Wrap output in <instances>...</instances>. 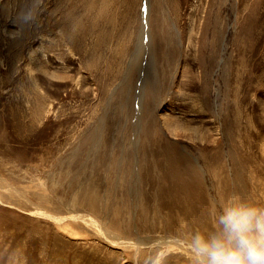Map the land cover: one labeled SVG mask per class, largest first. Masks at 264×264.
Returning <instances> with one entry per match:
<instances>
[{
    "label": "rangeland",
    "instance_id": "374dc122",
    "mask_svg": "<svg viewBox=\"0 0 264 264\" xmlns=\"http://www.w3.org/2000/svg\"><path fill=\"white\" fill-rule=\"evenodd\" d=\"M71 1L0 0V264H187L214 205L264 206V0Z\"/></svg>",
    "mask_w": 264,
    "mask_h": 264
},
{
    "label": "clouds",
    "instance_id": "9594fccd",
    "mask_svg": "<svg viewBox=\"0 0 264 264\" xmlns=\"http://www.w3.org/2000/svg\"><path fill=\"white\" fill-rule=\"evenodd\" d=\"M34 19V9L21 16L25 24ZM182 244L187 264H264V206L233 193L214 205L211 227L188 233Z\"/></svg>",
    "mask_w": 264,
    "mask_h": 264
},
{
    "label": "bare ground",
    "instance_id": "6f19581e",
    "mask_svg": "<svg viewBox=\"0 0 264 264\" xmlns=\"http://www.w3.org/2000/svg\"><path fill=\"white\" fill-rule=\"evenodd\" d=\"M68 1H71V0H68ZM72 1H74V0H72ZM71 1V2H72ZM95 1H98V0H93V2H95ZM253 1V0H252ZM252 1H251V3H252ZM83 2H86V1H83ZM99 3H101V2H107L106 0H104V1H101V0H99L98 1ZM113 2V1H112ZM209 2V1H208ZM212 2H214V1H212ZM217 2V1H216ZM261 2V1H260ZM88 3V2H87ZM239 3H240V1H239ZM256 3H257V0H256ZM84 4V3H83ZM91 4V3H90ZM90 4L88 5V7L90 6ZM108 4V3H104V5L103 6H106V5ZM242 4V3H241ZM240 4V5H241ZM86 5V4H85ZM109 5V4H108ZM107 5V6H108ZM210 6H211V4H209ZM239 5V4H238ZM243 5V4H242ZM252 5V4H251ZM253 5H256L257 6V4H253ZM261 5V4H260ZM260 5H259V7H260ZM213 8H214V6H212ZM212 7H211V10H212ZM217 7V6H216ZM243 7V6H242ZM91 8H94V6H92V4H91ZM251 8V7H250ZM253 9H251L252 11L250 12V14H249V18L247 19L248 20V22L246 21L245 22V24L247 25V28L246 27H244V28H242V32L243 31H246V36L245 37H243V41L244 40H246V41H248V43H247V45L246 46H240V47H243L244 48V51H245V53H249L250 54V56H251V54L253 55V54H256V53H258L259 52V47H261L262 45H261V42H263L264 41V12L263 11H259L258 10V7H257V9L255 8V7H252ZM261 8V7H260ZM249 9V8H248ZM124 10H125V8H124ZM127 10V9H126ZM207 10V9H206ZM214 10V9H213ZM122 12H123V10H121ZM130 11H132L131 10V8H130ZM129 11V12H130ZM247 11V10H246ZM249 11V10H248ZM121 12V13H122ZM145 12V11H144ZM125 13V12H124ZM134 13V12H133ZM102 14H104V13H102ZM131 14H132V12H131ZM112 15V14H111ZM246 15V14H245ZM110 15H108V17H109ZM115 16V15H114ZM124 16V15H123ZM127 16V15H126ZM125 16V17H126ZM107 17V18H108ZM112 17H113V15H112ZM131 17H133V16H131ZM207 17V16H206ZM244 17V16H243ZM122 18H124V17H122ZM109 19V18H108ZM112 19V18H111ZM117 19H118V17H117ZM116 19V20H117ZM126 19V18H125ZM124 19V20H125ZM128 19V18H127ZM127 19H126V21H124V22H126L127 23ZM131 19V18H130ZM107 20V19H106ZM114 20V19H113ZM119 20V19H118ZM214 20V19H213ZM110 21V20H109ZM115 21V20H114ZM129 21V20H128ZM240 21V20H239ZM106 22V21H105ZM113 21H111V23H112ZM133 22V21H132ZM107 23V22H106ZM118 23V22H117ZM120 24H121V22H119ZM131 23V22H130ZM113 24V26H115V24L114 23H112ZM125 24V23H124ZM244 24V23H243ZM117 25H119V24H117ZM129 25V23L127 24V26ZM126 26V27H127ZM237 26V25H236ZM243 26V25H242ZM124 27V26H123ZM122 27V28H123ZM129 27H130V25H129ZM221 27V26H220ZM219 27V28H220ZM238 27H239V25H238ZM121 28V27H120ZM130 28H132V27H130ZM143 28V27H142ZM241 28V27H240ZM115 29H117V28H115ZM144 29V28H143ZM239 29V28H238ZM124 30V29H123ZM128 30V29H127ZM124 31H126V30H124ZM129 31V30H128ZM126 32L125 34H124V38H126V39H129L128 38V36H129V34H130V32ZM116 32V31H115ZM203 32V31H202ZM236 32H237V30H236ZM120 33H121V31H120ZM122 33H124L123 31H122ZM117 34H119V33H117ZM172 34H173V32H172ZM238 34V33H237ZM159 35H161V38L162 39H164V41L167 39V38H169V35H168V33L167 32H159ZM201 35H203V33L201 34ZM234 35H235V33H234ZM241 35V34H240ZM245 35V34H244ZM243 35V36H244ZM119 35H117V38H119L118 37ZM204 36V35H203ZM202 39H203V37L202 36H200ZM236 37V36H235ZM239 37V36H238ZM200 38V39H201ZM218 38V37H217ZM171 39H173V37L171 38ZM207 39H209V38H207ZM238 39V38H237ZM256 39V40H255ZM119 41H120V39H118ZM192 40V39H191ZM118 41V42H119ZM124 41H125V39H124ZM196 41V40H195ZM221 41V40H220ZM252 41H254V42H252ZM255 41H259L258 43H259V47L256 45V44H254V43H256ZM191 42H193V41H191ZM212 42V41H211ZM216 42H218L217 40H216ZM128 43L129 42H127L126 43V45L128 46ZM144 33H141V38H140V40H139V45H138V47H137V49H138V56H140L141 54H143V52H144ZM123 44V43H122ZM192 44V46L194 45L195 46V44L194 43H191ZM125 45V44H124ZM125 45V46H126ZM240 45V44H239ZM123 46V45H122ZM126 46V47H127ZM190 46V45H189ZM193 46V47H194ZM230 46V45H229ZM196 47V46H195ZM217 47V46H216ZM231 47H232V45H231ZM230 47V48H231ZM236 47V46H235ZM263 47V46H262ZM123 48V47H122ZM125 48V47H124ZM144 48V49H143ZM234 48V47H233ZM216 49V48H215ZM218 49V48H217ZM232 49V48H231ZM230 49V50H231ZM241 49V48H240ZM233 50V49H232ZM235 50V49H234ZM233 50V51H234ZM241 50H243V49H241ZM121 51H123V49L121 50ZM209 51V50H208ZM216 52V51H215ZM226 52V51H225ZM229 52V51H228ZM229 53H232V52H229ZM226 54V53H225ZM243 54V53H242ZM136 55V54H135ZM238 55V54H237ZM246 55V54H245ZM263 55V54H262ZM215 56H217V55H215ZM228 56H229V54H228ZM230 56H231V54H230ZM229 56V57H230ZM255 56H257V55H255ZM255 56H253L254 58H255ZM193 57V56H192ZM213 57H214V55H213ZM235 57V56H234ZM232 58V57H231ZM231 58H229V59H231ZM186 59V58H185ZM228 59V58H227ZM234 59V58H233ZM262 59V58H261ZM264 59V58H263ZM140 60V59H139ZM215 60V59H214ZM253 60V59H252ZM251 61V60H250ZM264 61V60H263ZM191 62H193V61H191ZM215 63V62H214ZM258 63V62H257ZM231 64V63H230ZM254 64H256V63H254L253 62V65ZM259 64V63H258ZM205 65V64H204ZM208 65V64H207ZM257 65V64H256ZM261 65V64H260ZM256 67V66H255ZM258 67V66H257ZM242 68H243V66H242ZM260 69V68H259ZM205 70V69H204ZM231 70V69H230ZM253 70V69H252ZM258 70V69H257ZM257 70H255V71H257ZM210 71V70H209ZM206 72V71H205ZM254 72V71H253ZM207 73V72H206ZM223 73V72H222ZM248 73V72H247ZM202 75V74H201ZM204 75H206V74H204ZM220 75V74H219ZM218 75V76H219ZM249 75V74H248ZM258 75V74H257ZM259 76V75H258ZM203 77V76H202ZM207 77V76H206ZM205 77V78H206ZM251 77H252V75H251ZM250 77V79H252ZM254 77H255V75H254ZM253 77V78H254ZM43 78V77H42ZM259 78V77H258ZM224 79V78H223ZM226 79V78H225ZM255 79H257V78H255ZM260 79V78H259ZM205 80V79H204ZM207 80V79H206ZM205 80V81H206ZM254 80V79H253ZM262 80V79H261ZM219 81H220V79H219ZM207 84H208V82H207ZM204 85V84H203ZM225 86H227V85H225ZM224 86V87H225ZM210 87V86H209ZM220 87V86H219ZM223 87V86H222ZM211 89V88H210ZM209 89V90H210ZM221 89V88H220ZM248 89V88H247ZM247 89H246V91H247ZM263 89V88H262ZM222 90V89H221ZM259 90V89H258ZM206 91H208V90H206ZM249 91V90H248ZM247 91V92H248ZM208 92H210V91H208ZM242 92V91H241ZM206 93V92H205ZM210 95V94H209ZM212 95V94H211ZM222 95V94H221ZM207 96V95H206ZM212 96H214V95H212ZM217 97V96H216ZM219 97V96H218ZM217 97V98H218ZM245 97V96H244ZM209 97H207V99H208ZM211 98V97H210ZM248 98V97H247ZM220 99V98H219ZM226 99V98H225ZM244 99H246V97L244 98ZM211 100V99H210ZM209 100V101H210ZM203 101V100H202ZM208 101V100H207ZM208 101V102H209ZM223 101V100H222ZM243 101V100H242ZM204 102V101H203ZM240 102V101H239ZM207 103V102H206ZM220 103V102H219ZM258 103V102H257ZM205 104V103H204ZM214 104V103H213ZM228 104V103H227ZM239 104V103H238ZM259 104V103H258ZM206 105V104H205ZM210 106V105H209ZM259 106H260V104H259ZM211 108H212V105L210 106ZM261 107V106H260ZM208 108V107H207ZM218 108V107H217ZM235 108V107H234ZM213 109V108H212ZM226 109V108H225ZM224 109V110H225ZM242 109V108H241ZM229 110V109H228ZM257 110V109H256ZM210 111V110H209ZM230 111V110H229ZM235 112V111H234ZM229 113V112H228ZM221 114H223V113H221ZM230 115H231V111H230V113H229ZM230 115H229V117H230ZM235 116V115H234ZM226 117V116H225ZM228 117V116H227ZM261 117H262V115H261ZM237 118H240V117H237ZM255 118V117H254ZM260 118V117H259ZM226 119V118H225ZM230 119V118H229ZM228 119V120H229ZM236 119V118H235ZM227 120V119H226ZM240 120H242V118H240ZM230 121V120H229ZM233 121V120H232ZM224 122V121H223ZM242 122V121H241ZM261 122V121H260ZM247 124V123H246ZM225 125V124H224ZM243 125V124H242ZM241 125V126H242ZM262 125V124H261ZM232 126V125H231ZM226 128V127H225ZM229 130H230V128H229ZM232 130H233V128H232ZM232 130H230V132L232 131ZM235 131V130H234ZM230 134V133H229ZM244 134V133H243ZM235 135V134H234ZM233 135V136H234ZM231 136V135H230ZM231 138H233V137H231ZM236 143V142H235ZM236 146V145H235ZM246 155V154H245ZM246 157V156H245ZM247 158V157H246ZM243 159V158H242ZM245 159V158H244ZM249 160V159H248ZM244 163V162H243ZM252 164V163H251ZM248 165V164H247ZM247 165H246V167H247ZM245 167V166H244ZM249 168V167H248ZM250 170V169H249ZM125 243V242H124Z\"/></svg>",
    "mask_w": 264,
    "mask_h": 264
}]
</instances>
